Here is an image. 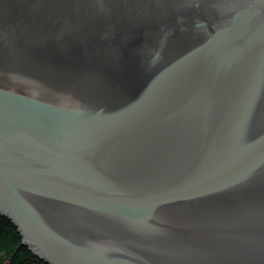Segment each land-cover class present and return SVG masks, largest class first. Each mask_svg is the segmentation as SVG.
Here are the masks:
<instances>
[{
	"label": "water",
	"instance_id": "95a60500",
	"mask_svg": "<svg viewBox=\"0 0 264 264\" xmlns=\"http://www.w3.org/2000/svg\"><path fill=\"white\" fill-rule=\"evenodd\" d=\"M0 215L47 264H264V0H0Z\"/></svg>",
	"mask_w": 264,
	"mask_h": 264
},
{
	"label": "trees",
	"instance_id": "16d2710c",
	"mask_svg": "<svg viewBox=\"0 0 264 264\" xmlns=\"http://www.w3.org/2000/svg\"><path fill=\"white\" fill-rule=\"evenodd\" d=\"M0 264H47L23 245L18 229L1 215Z\"/></svg>",
	"mask_w": 264,
	"mask_h": 264
}]
</instances>
